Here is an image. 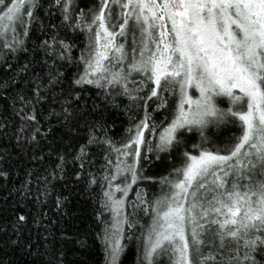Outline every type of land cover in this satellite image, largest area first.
<instances>
[{
  "label": "snow or ice",
  "instance_id": "snow-or-ice-1",
  "mask_svg": "<svg viewBox=\"0 0 264 264\" xmlns=\"http://www.w3.org/2000/svg\"><path fill=\"white\" fill-rule=\"evenodd\" d=\"M40 8V0H0V70L7 75L0 89L26 80L32 98L21 92L13 100L23 105L16 114L25 122H36L34 105L61 89V111L52 114L77 130L83 122L86 131L73 157L77 180L94 165L87 149L103 146V163L87 182L100 189L96 219L105 264H119L124 242L138 229L143 264L165 258L168 264H264V0H98L91 8L49 0L48 15L58 12L61 22L41 25L48 38H37L28 58ZM61 28L85 35L79 57ZM66 64L77 67L71 78L60 71ZM87 86L105 104L128 98L130 127L120 141L107 135L102 115L89 123L74 107ZM161 110L157 122L152 113ZM228 126L232 135L209 148V130ZM165 159L167 175H146L145 165ZM58 160L53 178L67 162L64 154ZM149 181L159 184L158 194L139 187ZM62 202L58 196L57 206Z\"/></svg>",
  "mask_w": 264,
  "mask_h": 264
},
{
  "label": "trees",
  "instance_id": "trees-1",
  "mask_svg": "<svg viewBox=\"0 0 264 264\" xmlns=\"http://www.w3.org/2000/svg\"><path fill=\"white\" fill-rule=\"evenodd\" d=\"M97 2L98 0H76L80 8H91ZM40 3L41 8L37 11L39 19L27 41L28 58L34 44L38 42L37 38H48L41 31V25H59L61 22L55 10L54 15H48L49 0H40ZM65 32L73 37L72 42L76 44L73 55L79 57L80 49L86 43L85 35L61 28L60 36L63 37ZM40 56L42 59L43 54ZM25 62V54L21 53L19 63ZM39 70L37 65V71ZM60 71L71 78L77 72V67L75 64H66ZM4 79H7V75L0 70V83ZM60 91L59 87L55 88L53 93L47 94L46 101L34 105L36 122H25L16 114L23 105L18 100L13 103V100L21 92L29 99L32 98V91L26 80L17 79L13 88L0 89V173H6L0 175V264H105L104 247L98 238L103 226L96 219L100 210V189L98 185L89 187L87 182V173L95 172L103 163L104 149L103 146H90L87 149L91 153L87 159L94 161V165H86L84 179L77 180L73 168L79 169V162L74 163L73 157L80 145L86 143V131L83 122L77 130L71 124L64 123L63 117L52 114L61 111L59 97L56 95ZM97 91L87 86L79 105L74 107L87 117L89 123L100 120L102 115L101 123L107 135L114 141H120L130 127L129 112L126 110L130 102L125 96H117L114 103L105 104L103 94L98 95ZM156 103L158 101L152 103L151 109L156 108ZM94 104L99 106L95 111ZM220 106L227 107V101ZM27 110L31 112L32 106ZM132 114H136L134 107ZM152 114L157 122L165 115L163 110ZM139 115H143L142 110ZM37 127L40 132L35 133L36 139L32 140ZM233 131L230 126L210 129L208 147L222 145ZM198 140L199 137L196 136L192 143ZM60 154L65 155L67 162L64 172H58L53 178L50 173L59 162ZM170 167L168 159L163 164L154 160L153 164L145 165L146 175L158 180L160 176L167 175ZM45 179L48 181L47 196L42 194ZM26 181L29 182V192L27 196H22L21 185ZM139 187L146 188L150 195L160 191L159 184L151 181ZM58 196L63 201L59 207L56 203ZM130 196L134 198L135 192ZM21 215L26 217L23 222L18 219ZM140 215L143 217V213ZM147 220L144 217L141 222L146 223ZM139 236L138 229L132 239L124 242L125 249L120 255L119 264H143V246L137 239ZM208 250L205 248L206 252ZM164 264H168L167 258L164 259Z\"/></svg>",
  "mask_w": 264,
  "mask_h": 264
}]
</instances>
